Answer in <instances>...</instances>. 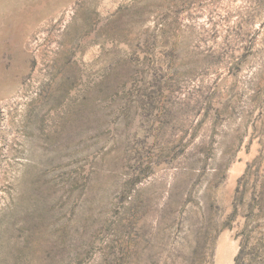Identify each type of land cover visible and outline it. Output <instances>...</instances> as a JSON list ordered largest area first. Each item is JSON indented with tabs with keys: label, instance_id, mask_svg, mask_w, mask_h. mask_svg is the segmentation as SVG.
Here are the masks:
<instances>
[{
	"label": "rangeland",
	"instance_id": "1",
	"mask_svg": "<svg viewBox=\"0 0 264 264\" xmlns=\"http://www.w3.org/2000/svg\"><path fill=\"white\" fill-rule=\"evenodd\" d=\"M0 264H264V0H0Z\"/></svg>",
	"mask_w": 264,
	"mask_h": 264
},
{
	"label": "bare ground",
	"instance_id": "2",
	"mask_svg": "<svg viewBox=\"0 0 264 264\" xmlns=\"http://www.w3.org/2000/svg\"><path fill=\"white\" fill-rule=\"evenodd\" d=\"M232 247V244H230L229 248ZM228 250V249H227Z\"/></svg>",
	"mask_w": 264,
	"mask_h": 264
}]
</instances>
